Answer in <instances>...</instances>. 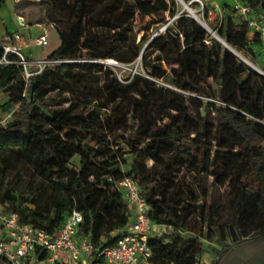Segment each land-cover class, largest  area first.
<instances>
[{"label":"trees","instance_id":"16d2710c","mask_svg":"<svg viewBox=\"0 0 264 264\" xmlns=\"http://www.w3.org/2000/svg\"><path fill=\"white\" fill-rule=\"evenodd\" d=\"M45 2L47 21L61 39L49 57L62 63L31 70L27 77L21 57L5 54L0 39V94L5 96L0 102V188L13 157L30 164L46 184L36 195L1 193L4 208L50 232L77 209L83 214L78 237L103 248L131 220L117 187L130 177L147 199L152 222L162 227L151 232V264H201L204 238L220 246L211 247V264H220L234 244L264 237V75L226 46L264 71L256 50L263 40L249 20L222 0L224 14H217L218 25L210 27L221 41L192 16L179 13V0ZM240 2L250 8V18L264 14V0ZM212 8L205 5L206 19ZM168 15L173 20L143 54L151 79L135 76L123 82L112 69L93 63L134 62L148 41L144 34L137 42L135 20L151 16L164 24ZM52 91L69 93L77 109L45 115L44 109L56 104ZM3 109L10 111L7 122ZM134 111L136 128L128 132ZM106 135L110 138L88 145ZM77 156L79 161H73ZM182 167H190L193 182L180 179ZM203 173L226 186L232 220L228 228L222 224L224 235L218 231L224 205L210 199ZM203 208L206 233L199 225Z\"/></svg>","mask_w":264,"mask_h":264},{"label":"built area","instance_id":"2783aa9c","mask_svg":"<svg viewBox=\"0 0 264 264\" xmlns=\"http://www.w3.org/2000/svg\"><path fill=\"white\" fill-rule=\"evenodd\" d=\"M228 1L249 20L250 26L264 41V14L250 18V8L244 6L240 0ZM218 10L220 6L216 5L209 10V14L217 15ZM15 38L19 39L20 35L15 34ZM1 40L5 54H18L21 57L20 63L26 68V76L33 74L34 72L27 69L28 62L21 47ZM47 41V34H43L34 43L45 45ZM4 61L8 62L6 59ZM62 62L45 60L37 72L46 65ZM112 64L115 63L107 65ZM117 187L125 194L131 220L125 228L119 230L115 242L103 248L94 245L86 236L78 237L83 214L77 209L67 216L60 228L50 232L43 227L23 222L19 213L5 209L0 202V259L10 264H151V232L155 227H162L152 222L147 199L132 178H124L118 182Z\"/></svg>","mask_w":264,"mask_h":264},{"label":"rangeland","instance_id":"374dc122","mask_svg":"<svg viewBox=\"0 0 264 264\" xmlns=\"http://www.w3.org/2000/svg\"><path fill=\"white\" fill-rule=\"evenodd\" d=\"M210 2H211V0H202V2H200L198 0H194V3L191 4L190 7L197 15H199V17H201L211 27V25L212 26L218 25L217 16L221 13L224 14V9L222 7L221 12L218 10V13H217L218 15H216V13H214L212 15L209 14L208 15L209 18L206 19L205 18V5L207 3H210ZM14 3H17L16 4V11L17 12H21V10H24V12L29 15V21L28 22L41 23V24L47 26V29H48V32H47L48 33V42H47V44L42 46V47L37 46V47L30 48V51L33 50V51H35L36 54H37V50H43V52H41V54L39 53V54H37V56L29 57L24 51H21L22 54L27 59V62H28L27 66H29L28 67L29 71L39 70L40 64H42L43 61L53 60L51 57H49V55L45 56L46 55L45 53L47 51H54L55 49H57L59 47V44H61V39H60L59 33H58L56 27L53 28L50 25H46V24H50V23L47 21L45 0H6V2L4 4L0 5V39H2V34H3L5 27H9L11 32H12L18 28L17 24L20 23L16 19V16L13 13ZM179 4H180L179 13L186 12L188 15L191 16V12L188 9H186L180 1H179ZM212 7H213V5H212ZM167 19H168V21L164 24L156 23L155 18L151 17V16H147L143 21H141L140 19L135 20L134 28H135V33L137 35V42L140 41L141 37L144 34H146V36L148 37V41L144 43L142 54L134 62L122 63V62H119L115 59H112V60H114L113 62H115V64H112V65H107V63H105L104 60H103V63H102V61H97V62L93 61V63L104 64L105 68L112 69L113 72L115 73V75L123 82L131 81L132 78H134L135 76H139V77L146 78V79H151L149 72L144 67L143 54H144V52H147L149 50V49H146L149 42L155 37V35L165 31V28L167 27L168 23H170L173 20V17L168 15ZM148 25L151 26V29L149 31L146 30ZM20 26H21V24H20ZM21 31H22L23 35L27 34V30H21ZM41 32H43L42 28L38 25H35L33 28L34 37L39 35ZM9 43L13 44L12 42H9ZM261 46L262 47L257 46V47H259L258 52H260L261 56L264 57V42H263V45H261ZM154 55L155 54H153L152 57H154ZM240 55H242L245 59L251 61L249 58H246L242 53ZM255 65H257V64H255ZM165 68L169 69L170 67L168 65H166ZM154 81H156L162 85H165L164 81H162V80L154 79ZM51 95L55 96L56 104L52 105V106H47L44 109V114L47 116L51 115V114H55L59 111L65 110L70 106L72 107V109H77V107H78L77 103L72 102V97L67 92L59 94L58 91H52ZM193 96L199 97V98L201 97V96H197V95H193ZM201 99H206V98L201 97ZM4 101H5V96L0 94V102L2 103ZM86 107L87 106L83 105L82 109H84ZM107 108H109V110H110V105ZM104 110L107 111L106 108ZM136 114H137V112L134 111L132 116L129 119L128 126H127L128 132L131 130H134V128H136L137 123H136V120L134 119ZM1 116L3 117L4 121L6 120V122L8 120H10L9 109H3L1 112ZM109 138H110V135H106V136L100 137L97 140L96 139L90 140V141H88V145L93 146V145H96L99 142V140L104 141V140H107ZM126 158L128 161L132 160V158L129 155H126ZM183 158H184V160H187L186 156H184ZM72 160L75 162H78L79 157L78 156L73 157ZM147 164L149 167H151L154 164V161L149 159V160H147ZM174 164L177 166L180 165L179 161H177V160L174 162ZM123 168L125 170L128 169V164L123 163ZM191 173L192 172H191L190 167H182L181 172L179 174L180 179H184V180L188 181L189 183L193 182L192 178H191ZM201 176H202L204 182L206 183V185L208 186V188L210 190V199L212 201L222 202V204L224 205L220 227L218 228L219 234L224 235L225 232L223 231V229L225 230V228L223 227V225L226 228H228V226L230 225L231 220H232V211H231L230 205H229V196H228V193L226 191V186H224V187L217 186L213 182L212 175H209L207 173H203ZM45 186H46V184L44 182H42L41 178L34 172V169L30 164H28L27 162H25L22 159H19L17 157H13L11 159L10 164L6 167L5 186L3 188H0V194L9 190V191H13L17 194H23V193L30 191L31 194L36 195L37 193H39L43 189V187L45 188ZM200 204H201V202H200ZM203 210H204V208L202 210L198 211L199 223H200L199 225L203 227V232L206 233L207 228L202 223V221H203ZM203 241L205 243V249L199 256V262L201 264H211V262L215 256L214 252L211 250V247L215 246V247L219 248L220 246L215 241H211V240H208L205 238L203 239Z\"/></svg>","mask_w":264,"mask_h":264},{"label":"crops","instance_id":"0c3cea01","mask_svg":"<svg viewBox=\"0 0 264 264\" xmlns=\"http://www.w3.org/2000/svg\"><path fill=\"white\" fill-rule=\"evenodd\" d=\"M210 3L213 5V7L216 5L220 6L219 11L221 12L222 0H211ZM16 4L17 3H14L13 13L16 16V19L20 23L17 24L18 28L12 32H11L9 27H5L3 34H2V39H4L8 43L12 42L13 44H15L17 46H20L21 51H24L29 57L37 56V54H39V53L41 54V52H43V50H37V54H36L35 51H33V50L30 51V48L37 47V46H39V47L44 46V45H36L34 43V40L43 34H47V36H48L47 26H45L41 23L28 22L29 21V15L26 14L24 12V10H21V12H17L16 11ZM20 24H21V26H20ZM35 25L40 26L43 30V32H41L36 37H34V34H33V28ZM46 25H50L51 27L55 28V26L51 23L46 24ZM21 30H27V34L23 35ZM15 34H19L20 38L16 39ZM260 47H262V46H260ZM258 49H259V47H256L257 51H259ZM51 52L52 51H47L45 53L46 54L45 56L49 55ZM262 58H264V57L262 56ZM118 233H119V231H116L113 234L116 235ZM0 264H10V263L0 259ZM67 264H69V263H67ZM220 264H264V237L252 238V239H248L244 242L234 244L232 249L224 257V259L221 261Z\"/></svg>","mask_w":264,"mask_h":264},{"label":"water","instance_id":"95a60500","mask_svg":"<svg viewBox=\"0 0 264 264\" xmlns=\"http://www.w3.org/2000/svg\"><path fill=\"white\" fill-rule=\"evenodd\" d=\"M183 4H184V7L186 8V9H188L189 11L191 10V12H192V9H191V7H190V3H187V2H185L184 0H180ZM191 16L194 18V19H196L197 21H199L203 26H205L196 16H194L192 13H191ZM206 27V26H205ZM207 28V27H206ZM158 35V34H157ZM157 35H155V37L157 36ZM217 38H219V36L218 35H215ZM220 39V38H219ZM221 40V39H220ZM222 41V40H221ZM224 42V41H223ZM226 44V43H225ZM226 46L229 48V49H231L237 56H239L238 55V53H237V51L235 50V49H233L232 47H230L228 44H226ZM243 61H245V60H243ZM97 62V61H96ZM104 62L105 63H107V64H110V63H115V62H113V61H111L110 59H107V60H104ZM249 66H251L252 68H254L255 70H257L258 72H260L261 74H263L264 75V71L259 67V66H257V65H255L254 63H252V62H250V61H245ZM102 63H103V61H102Z\"/></svg>","mask_w":264,"mask_h":264},{"label":"bare ground","instance_id":"6f19581e","mask_svg":"<svg viewBox=\"0 0 264 264\" xmlns=\"http://www.w3.org/2000/svg\"><path fill=\"white\" fill-rule=\"evenodd\" d=\"M180 1V0H179ZM181 2V1H180ZM182 3V2H181ZM183 4V3H182ZM184 5V4H183ZM190 12H191V10H190ZM194 16H196L206 27H207V29H208V31L209 32H211L214 36L215 35H217L216 34V32L214 31V30H212L211 28H210V26L208 25V23H206L201 17H199V15H197L193 10H192V12H191ZM209 26V27H208ZM237 53H238V55H239V57L242 59V60H245V61H249V60H247V59H245L242 55H240L239 54V52L237 51ZM111 61H114V60H112V59H110Z\"/></svg>","mask_w":264,"mask_h":264}]
</instances>
